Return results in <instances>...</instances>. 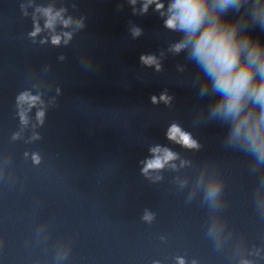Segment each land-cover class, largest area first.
Segmentation results:
<instances>
[{
	"label": "clouds",
	"instance_id": "obj_1",
	"mask_svg": "<svg viewBox=\"0 0 264 264\" xmlns=\"http://www.w3.org/2000/svg\"><path fill=\"white\" fill-rule=\"evenodd\" d=\"M133 4L136 0H131ZM155 3L156 10L161 11L164 4L159 0H145L142 11L147 12L149 4ZM240 0H174L168 8L170 15L164 21L167 29L181 34L179 42L171 47L175 54L188 49L189 59L198 66L201 76L197 75L196 80L200 83V95L211 94L214 99L209 105L210 118L226 124L228 130L226 138L229 145L241 138L244 145L240 146L253 157L257 164L264 165V41L255 37L251 32L245 31L243 35H238L239 20L222 19L220 13L228 11L229 8L238 9ZM48 16L47 28L53 27L56 16L51 15L50 10L45 11ZM243 15V14H242ZM257 16L264 17V8H257ZM72 21L64 20L63 25L67 27ZM257 24L264 27V21ZM40 32L37 26L33 36ZM134 36L140 35V29H134ZM65 43L71 39L70 33H64ZM52 44L59 45L61 37L52 36ZM140 61L147 66L155 65L156 70H161V65L154 55H142ZM172 97L166 93L161 94L159 101L156 96L151 97L153 104L162 101L169 105ZM39 101L38 95H30L22 92L17 97L18 106L28 105L31 110ZM259 110V117H256V110ZM21 108L18 111L19 124L28 125L27 111ZM45 112L38 110L35 113L37 125L44 123ZM35 128L36 125H33ZM166 137L169 141L187 150H199L202 145L193 138L189 131L184 130L179 124L172 123L168 127ZM20 133H13V139H19ZM32 140H39L41 136L33 133ZM151 158L143 163L141 169L145 177L150 178L151 172H159L169 166L173 170L175 164L170 162L179 158L178 153L169 147L159 144L149 149ZM27 155V154H26ZM32 161L39 164L41 157L38 152L32 153ZM161 179L160 176L156 177ZM224 185L221 180L214 179L204 188V198L212 207L219 205V197L223 193ZM191 200V198H189ZM154 214L148 211L142 216L143 221L151 223ZM225 223L212 220V226L208 230L209 237L218 239L224 230ZM262 249L254 248L249 255L260 257ZM176 264H188L185 257H175ZM159 264V262H155ZM191 264H198L196 259L191 260ZM239 264H254L253 260L241 257Z\"/></svg>",
	"mask_w": 264,
	"mask_h": 264
}]
</instances>
